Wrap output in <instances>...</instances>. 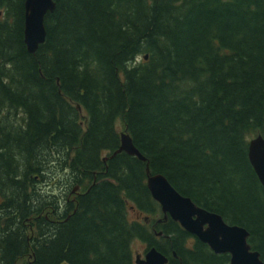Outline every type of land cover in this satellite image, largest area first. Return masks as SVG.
Masks as SVG:
<instances>
[{
    "label": "trees",
    "instance_id": "1",
    "mask_svg": "<svg viewBox=\"0 0 264 264\" xmlns=\"http://www.w3.org/2000/svg\"><path fill=\"white\" fill-rule=\"evenodd\" d=\"M45 25L30 53L25 0H0V264H133L152 226L184 264H228L184 248L147 165L264 260V0H58ZM122 132L147 161L113 155Z\"/></svg>",
    "mask_w": 264,
    "mask_h": 264
},
{
    "label": "water",
    "instance_id": "2",
    "mask_svg": "<svg viewBox=\"0 0 264 264\" xmlns=\"http://www.w3.org/2000/svg\"><path fill=\"white\" fill-rule=\"evenodd\" d=\"M57 1L25 0L24 41L30 53H35L46 41L45 19L48 13L55 11ZM147 58L148 55H145V59ZM248 149L250 162L264 185V136L260 134L252 138ZM123 151L147 161L146 156L134 144L131 135L126 132H122L120 147L113 155ZM147 175L148 189L161 205L165 219L170 216L179 222L186 231L196 235L214 252L229 253L231 264H264L261 253L252 249L248 242L250 232L244 226L230 224L221 214L197 205L192 198L178 191L165 175L152 174L149 165ZM137 261L141 264H168L166 255L156 247L149 250L144 259L138 256Z\"/></svg>",
    "mask_w": 264,
    "mask_h": 264
},
{
    "label": "flooded vegetation",
    "instance_id": "3",
    "mask_svg": "<svg viewBox=\"0 0 264 264\" xmlns=\"http://www.w3.org/2000/svg\"><path fill=\"white\" fill-rule=\"evenodd\" d=\"M138 217H140V215H138ZM144 219H146V222L147 223H150L151 222L147 217H145ZM150 229L154 232L153 235H152V237H151V239H149L147 241L139 240V241L144 242L145 247L143 249V252L137 253V254L134 251L132 252V256H133L132 262H133V264H141V263H139L137 261L138 256L141 259H144L146 257V254L153 247H156L158 250H160L157 246L152 245L153 244L152 241H159V242H164L165 243V242H167L169 240V238H171L173 236L172 234H167V233L163 232L162 230L161 231H156L155 230V226H152ZM249 239H250V237H248V242H249ZM198 241H201V240L196 235H193L192 234L191 236L185 238V240L183 242V246L187 250L195 251V249L199 245ZM207 246L211 249V247L208 244H207ZM132 249H133V247H132ZM169 250L166 253L164 251H161L160 250L168 258V264H182L183 261H182L181 257H179V253H177L176 250H173V251L170 250L171 251V253H170ZM211 251L214 253V255L219 256V257H224L225 255L228 256L229 257V263L228 264H231V255L229 253H216L212 249H211Z\"/></svg>",
    "mask_w": 264,
    "mask_h": 264
},
{
    "label": "rangeland",
    "instance_id": "4",
    "mask_svg": "<svg viewBox=\"0 0 264 264\" xmlns=\"http://www.w3.org/2000/svg\"><path fill=\"white\" fill-rule=\"evenodd\" d=\"M118 128L120 130H122V124L121 123H119V127ZM138 215H140V217H138ZM160 216L162 217V215L156 216V219H158ZM129 218L131 220H134L136 218L144 219L145 218V215L139 214L137 211L130 210V212H129ZM3 221L5 222V217H2V222ZM132 247H133V251L137 254V253L143 252V249H144L145 245H144V242L139 241V240H136L133 243Z\"/></svg>",
    "mask_w": 264,
    "mask_h": 264
},
{
    "label": "bare ground",
    "instance_id": "5",
    "mask_svg": "<svg viewBox=\"0 0 264 264\" xmlns=\"http://www.w3.org/2000/svg\"><path fill=\"white\" fill-rule=\"evenodd\" d=\"M57 7V6H56ZM56 10V9H55ZM258 176V175H257ZM259 178V177H258ZM260 180V179H259ZM161 217V216H160ZM163 220V219H162ZM226 221V220H225ZM247 229V228H246Z\"/></svg>",
    "mask_w": 264,
    "mask_h": 264
}]
</instances>
